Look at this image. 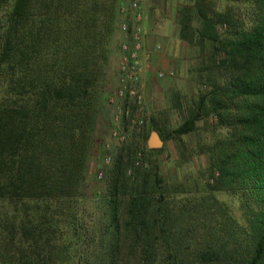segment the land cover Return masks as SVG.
<instances>
[{
  "label": "trees",
  "instance_id": "obj_1",
  "mask_svg": "<svg viewBox=\"0 0 264 264\" xmlns=\"http://www.w3.org/2000/svg\"><path fill=\"white\" fill-rule=\"evenodd\" d=\"M119 1L0 0V264H264V0L172 9L204 81L171 133L210 115L225 131L199 146L204 180L167 184L127 143L97 194L85 180Z\"/></svg>",
  "mask_w": 264,
  "mask_h": 264
},
{
  "label": "rangeland",
  "instance_id": "obj_2",
  "mask_svg": "<svg viewBox=\"0 0 264 264\" xmlns=\"http://www.w3.org/2000/svg\"><path fill=\"white\" fill-rule=\"evenodd\" d=\"M127 3L128 0L119 1L116 20L107 36V58L100 80V111L89 155L86 189L97 194L105 191L107 171L116 152L127 143L137 147L138 160L144 157L148 165L152 162L158 165L167 184L193 188L204 180L203 174H208L205 155L199 153V146L225 131L219 127L213 129L214 117L210 115L199 120L192 132L180 136L171 133L195 105L197 84L203 80L195 72L200 66L194 54L195 47L178 38L173 15L159 16L154 22L149 20L147 10L151 3L159 4L169 15L173 13V0H145L141 22L143 49L139 54L141 70L135 83L139 97L119 93V88L124 85L120 70L122 45L129 40L122 24L130 22L132 25L134 15L133 11L121 14L119 6ZM157 44L160 49L156 48ZM170 71L173 73L169 74ZM160 72L162 76L158 75ZM152 132L162 139V145L149 146ZM147 148H158L159 151L151 153ZM217 195L239 215L236 201L225 193Z\"/></svg>",
  "mask_w": 264,
  "mask_h": 264
},
{
  "label": "built area",
  "instance_id": "obj_3",
  "mask_svg": "<svg viewBox=\"0 0 264 264\" xmlns=\"http://www.w3.org/2000/svg\"><path fill=\"white\" fill-rule=\"evenodd\" d=\"M145 0H128L127 6H120L121 14L133 11V24L129 32L130 40L122 45L123 54L120 60V70L122 72L121 80L124 82L123 88H119V93H129L138 96L135 83L137 82L141 70L140 52L143 49V28H142V6ZM127 23L122 24V28L126 29ZM160 49L159 44L156 45ZM172 74L173 71L168 72ZM162 76L163 73L158 74Z\"/></svg>",
  "mask_w": 264,
  "mask_h": 264
},
{
  "label": "crops",
  "instance_id": "obj_4",
  "mask_svg": "<svg viewBox=\"0 0 264 264\" xmlns=\"http://www.w3.org/2000/svg\"><path fill=\"white\" fill-rule=\"evenodd\" d=\"M180 2L181 0H173V4L171 5L172 9L176 8ZM147 12L149 13V20L153 19L151 22H154V20H157L159 16L161 18H165L166 16L173 15L171 12L169 13V15L166 14V12L163 11V9L161 8L159 4L154 5L152 3H151V6H149V9L147 10ZM145 48H146V44L144 45V50Z\"/></svg>",
  "mask_w": 264,
  "mask_h": 264
},
{
  "label": "water",
  "instance_id": "obj_5",
  "mask_svg": "<svg viewBox=\"0 0 264 264\" xmlns=\"http://www.w3.org/2000/svg\"><path fill=\"white\" fill-rule=\"evenodd\" d=\"M162 139L158 136L156 132H152L148 141L150 147H158L162 145Z\"/></svg>",
  "mask_w": 264,
  "mask_h": 264
}]
</instances>
